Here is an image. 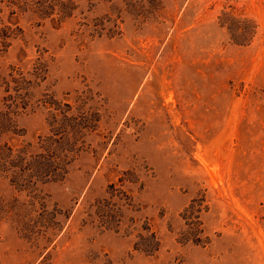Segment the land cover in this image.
<instances>
[{
    "label": "rangeland",
    "instance_id": "1",
    "mask_svg": "<svg viewBox=\"0 0 264 264\" xmlns=\"http://www.w3.org/2000/svg\"><path fill=\"white\" fill-rule=\"evenodd\" d=\"M15 91L0 264H264V0H0ZM46 135L68 161L39 181Z\"/></svg>",
    "mask_w": 264,
    "mask_h": 264
},
{
    "label": "trees",
    "instance_id": "2",
    "mask_svg": "<svg viewBox=\"0 0 264 264\" xmlns=\"http://www.w3.org/2000/svg\"><path fill=\"white\" fill-rule=\"evenodd\" d=\"M65 14H68V12L64 11L63 15ZM226 15L228 16L229 20L227 26L230 29L232 38H234V42H246L245 40L249 39L252 33V24H250V21L248 19H245V22L243 23L244 25L242 27L243 32L236 34V36L235 33L237 32H234L233 36V32L231 30H239L241 26H239L237 22L240 23V21L234 15L230 14V12H227ZM237 36H241L243 37V39H235V37ZM6 86L7 88H5V90L7 91L10 87L8 82H6ZM3 99L5 100L2 103L3 109L0 108V133L12 129L13 125L15 124L14 115L17 114L19 108L24 107L26 103V101L23 100V96L16 91L14 94L9 93L7 96H4ZM65 137L66 135H62L59 138H54L51 135H46L39 138L38 147H40L41 151L36 153V157L34 159V167L37 180L46 181L49 179H54L55 177H58L63 173L61 172L62 170H64L63 163H66L68 161V154H66V152L60 154L57 151L58 147L54 146L53 144L59 141L63 143ZM29 145L30 144H24L20 147H13L12 145H9L7 143L0 144V164H6L8 162V159L6 158L7 155L15 152L14 155L19 156L18 167H24V169H27L30 164L29 160L26 158V155H28L27 150ZM18 177L22 179V176L19 175ZM196 218L197 219L192 220V222L190 221V223L193 224V226L190 227H193L195 233H198L202 231V228L199 226L201 222L198 216H196ZM152 234L153 236H155L154 232H152ZM193 239L197 240L198 237Z\"/></svg>",
    "mask_w": 264,
    "mask_h": 264
}]
</instances>
